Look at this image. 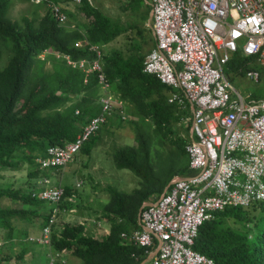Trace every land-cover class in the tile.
<instances>
[{"label":"trees","instance_id":"1","mask_svg":"<svg viewBox=\"0 0 264 264\" xmlns=\"http://www.w3.org/2000/svg\"><path fill=\"white\" fill-rule=\"evenodd\" d=\"M33 1L0 0V171L20 170L22 164L28 161L37 175L48 176V182L55 185L52 178L61 168L42 169L38 159L46 158L49 147H64L76 140L91 119L100 113L101 92L97 74L90 75L85 84V73L67 65L65 60L56 59L54 55L70 56L73 61H93L94 54L89 48H78L76 43L87 40L92 44L107 45L122 31L112 33L116 32L113 21L100 14H92L94 21L86 35L71 31L59 25L45 6L53 0L43 1L46 8L44 14L39 4L33 8L31 15L23 13L18 20L10 17L16 3L35 4ZM141 39L136 48L114 50L103 57L112 92L122 100L125 108L132 106L133 115L139 119L134 117L130 122L136 132V145L118 149L114 154L115 164L119 169L130 170L140 177L141 187L132 194L110 190L112 200L104 207L106 218L112 221L110 235L99 239L85 235L84 227L80 225H55L50 246L30 240L27 244L22 243V250L15 257L17 262H11L12 257L0 254V264L6 260L9 264H28L24 258L29 251L35 255V264H44L47 253L51 251L70 254L81 259L82 264H140L146 258L143 249L123 242L121 234L141 229L139 214L146 201L159 199L176 176L190 177L195 172L189 167L185 149L191 143V121L187 124L185 138L178 136L172 126L190 117L191 109L188 106L183 110L170 104V89L155 76L143 72L148 53L145 47L153 39L147 35ZM47 51L54 55L42 59V54ZM49 61L52 63L50 70L46 68ZM249 61L241 54L235 55L226 67V74L232 78L249 69H260ZM248 98L254 99L252 96ZM119 112L121 109H114L115 115ZM141 121H152L160 135L177 145L175 152L178 154L172 153L175 163L166 177L160 173L161 161L157 169L152 163L153 141L149 132L141 126ZM84 145L77 155L84 150ZM90 152L88 150L87 154ZM184 157L188 158L187 165L181 166ZM48 171L51 173L47 174ZM44 188L42 183L38 190ZM38 190L11 193L0 187V229L7 230L4 237L7 242L14 239L18 221H29L33 217L34 207H47L41 213L43 226L52 216L55 207L47 206L49 201L41 199L36 192ZM63 196L58 217L70 205L68 199L72 197V191L69 187L64 188ZM4 198L20 202L22 207L4 208L1 206ZM252 208L256 213L251 211ZM231 222L248 229L241 231ZM22 236L28 238L20 233ZM29 244L32 248H28ZM38 246L46 248L45 252L39 251ZM194 249L212 258L216 264H264V202L249 209L229 208L217 213L214 219L200 228Z\"/></svg>","mask_w":264,"mask_h":264},{"label":"built area","instance_id":"2","mask_svg":"<svg viewBox=\"0 0 264 264\" xmlns=\"http://www.w3.org/2000/svg\"><path fill=\"white\" fill-rule=\"evenodd\" d=\"M151 5L155 46L143 72L172 90L170 103L190 107L195 140L185 149L196 174L175 178L156 203L143 208L142 230L123 233L122 239L151 257L142 264H215L194 249L200 228L227 208L264 202V99H245L226 74L241 54L260 68L244 72L246 78L258 84L264 79V0H151ZM50 7L55 19L66 21L60 6ZM90 51L96 54L93 61L66 59L86 74L85 83L98 75L101 112L74 142L50 147L46 158L38 159L42 169L67 166L122 106L111 93L102 50L91 46ZM37 194L55 207L38 239L50 246L64 190ZM50 257L48 264H58L59 255Z\"/></svg>","mask_w":264,"mask_h":264},{"label":"rangeland","instance_id":"3","mask_svg":"<svg viewBox=\"0 0 264 264\" xmlns=\"http://www.w3.org/2000/svg\"><path fill=\"white\" fill-rule=\"evenodd\" d=\"M122 5L123 4L119 2L116 4H109L110 7L116 9L119 8L120 10H123ZM36 6V4L16 3L11 10L10 17L12 19L14 18L18 20L23 13H29L31 15L33 8ZM136 8L137 9H135V12L144 11L143 5H140ZM140 12L137 13V18L132 15H127V13L125 14L123 12L125 14L124 18H126L124 21L130 22L127 25L126 31L122 32V35H119V37H117L108 45H96L102 49L105 54H111L114 50L127 51L131 48H136L142 42L141 38L144 35H147L150 38V28H147V25L145 26L146 23L143 20L144 13ZM104 14L106 13L102 12L103 16ZM124 18L120 17V22L123 21ZM87 22L90 24L89 21ZM122 27L124 28V25ZM121 31L124 30L121 29ZM152 47V42L150 41V44L146 46L145 49L149 53ZM48 55L51 56L54 54H52L51 51H47L43 53L41 57L42 59H46L49 57ZM54 56H56V59L63 60L62 57L59 58L60 55ZM103 57L104 56H102V58ZM46 68L48 70L52 68L51 61L47 62ZM232 79V84L244 95V97L248 98L249 96H252L256 99L264 98V80L261 82V84H256L248 80L243 74L239 76H236L235 74ZM99 88L101 96L103 91L100 85ZM134 117L138 119L137 116L133 115L132 106H130V108H124V111L121 109V112L114 115V118L110 120V126H107V129H105L100 134H95L84 145V150L78 154V158L76 157L77 161L67 166H71V170L66 174L67 181H64V184L70 183L71 178L73 177L71 172H73L77 179H81L80 181L83 180L84 185L78 188L76 184L77 179H73V181H71L75 183L74 186H69L73 187L71 188L72 197L68 199L70 205L68 206V210L61 211L57 222L59 227H62L66 224H83L85 227V235L96 236V238L103 237L104 235L102 234L105 233V231H102L99 227H97L98 224H94L93 221L103 222L105 217L104 207L109 201L112 200V193H110V190L131 193L139 186L140 178L130 170L118 169L112 156V153L117 148L132 147L133 145H136V132L130 123L132 119H135ZM188 122V118H185L176 124H172V126L176 129L178 136H182L184 138L186 137ZM142 125L145 130L149 132L151 140L153 141L151 155L152 163L155 169H157L161 161L160 173L163 177H166L169 172H171V167L175 163L172 161V153H177L175 152V150L178 149L177 145L172 144L171 139H166L160 135L156 131L155 124L152 121H141V126ZM88 150L91 151L89 154H87ZM15 160L17 161L18 159ZM183 160L184 161L181 166H186L187 157H184ZM21 167L22 168L20 170L0 171V187L4 191L11 193H26L41 188V181L44 177L41 176V174L37 175L32 163L26 161ZM1 206L4 208L22 207V204L20 202L15 203L11 198H4L1 202ZM46 208V205L44 208L38 205L33 208V212H35L29 221H18L16 223V233L14 239L9 242L4 239L5 235L7 234V230L0 229V254L3 257L10 256L13 258V261L11 262H17L15 257L22 250V243L27 244L33 239L38 241L39 238L37 237L40 235L44 223L41 213L43 210H47ZM251 211L254 212V209L252 208ZM254 213L253 215H255ZM105 224L109 229V223L107 222ZM230 224L234 225L233 222ZM234 227L241 231L248 229V227L241 228L239 225H234ZM20 233L27 235L28 238H24L23 236L20 237ZM30 246L31 245L29 244L28 248H32ZM38 249L39 251L43 250V252L46 250V248L40 246H38ZM39 256L40 255L38 254V257ZM66 259L67 262L65 263L63 262L64 257L62 256H60L58 260L60 264H82L81 259L71 255L67 256ZM24 261H26L28 264H35V255L33 251L26 253ZM45 261L46 258L43 262ZM6 263H8V260L4 261V264Z\"/></svg>","mask_w":264,"mask_h":264},{"label":"crops","instance_id":"4","mask_svg":"<svg viewBox=\"0 0 264 264\" xmlns=\"http://www.w3.org/2000/svg\"><path fill=\"white\" fill-rule=\"evenodd\" d=\"M55 3L59 4L60 6L63 7V9L65 10V12L67 13L68 15V23L65 25V27L71 31H76L80 34H84L86 35L87 33V30L90 29V25L91 23L94 21V18L92 17V14H100L102 15V12L106 13L104 14L106 17H108L109 19H111L113 21V30L116 31V32H112V33H117V32H120L121 29L124 30L122 32H125L126 31V28H127V25L128 21H124L126 20V18H124L125 14L127 13V15H132L134 16L135 18H137L136 16L138 15L137 13H139L140 11H137L135 12V9H137L136 7H139L140 5H143L144 6V11L140 12V13H144V22L146 23L145 26L147 25V28H150L151 30V25H152V20H153V16H152V5H151V0H83L81 3H78L76 2L75 0H53ZM122 3V8L123 10H120L119 8H112L109 6L110 3ZM36 4V3H35ZM36 5H39V4H36ZM27 7V6H26ZM42 7V13L44 14L45 13V8L43 6ZM125 14H124V13ZM90 15V16H89ZM120 17H123V21L120 22ZM134 18V19H135ZM90 24H88V22ZM126 24V25H125ZM124 25V28L122 27ZM149 26V27H148ZM123 33H121L120 35H122ZM151 39H153L151 42H152V46L154 47L155 46V38H154V35L152 33V30H151ZM87 41V40H85ZM91 45H96V44H92L91 42H89ZM108 45V44H107ZM152 47V48H153ZM103 51V50H102ZM150 52V51H149ZM105 55V53L103 52V56ZM171 94V92H170ZM169 94V95H170ZM99 106L101 107L100 105V102H99ZM188 109V107H187ZM115 115V114H114ZM114 115L109 119L107 125L105 127H103L98 133L96 134H100L101 132H103L105 129H107L108 127L107 126H110L109 123H110V120L114 118ZM120 149V148H117L114 150V152L112 153V156H113V160H114V154L115 152ZM82 152V151H81ZM78 158V155L76 156ZM77 158L74 162L72 163H75L77 161ZM187 161H188V158H187ZM115 162V160H114ZM160 166V165H159ZM118 168V167H117ZM119 169V168H118ZM71 170V166L69 167H65L63 169H60V172L56 173L57 176L54 177V179L52 178V180L55 182V185H58V187H61V188H65V187H69V186H74V183L71 182L73 181V179H77L76 178V175L72 173L73 177L71 178V181L70 183L68 184H64V181H67L66 179V174L68 173V171L70 172ZM120 170H127V169H120ZM51 171H48L47 174H50ZM140 178V177H139ZM81 179H77L76 180V184H77V187H82L84 185V182L83 180L80 181ZM171 183V182H170ZM169 183V184H170ZM169 184L167 185V187L165 188V191L164 193L168 190V186ZM141 187V179H140V183H139V186L133 190L131 193H123V192H118V193H121V194H132L134 191L138 190L139 188ZM70 189L73 188V187H69ZM163 193V194H164ZM110 202V201H109ZM108 202V203H109ZM147 202V201H146ZM145 202V203H146ZM107 203V204H108ZM144 203V204H145ZM143 204V205H144ZM49 204H47L48 206ZM51 207V205H50ZM68 208V207H67ZM64 209V211L68 210V209ZM104 210V209H103ZM102 210V211H103ZM102 216V215H101ZM58 222V221H57ZM109 223V229L107 227V225L105 223ZM112 221H109L106 216L104 217V220L103 222H100V221H93L94 224H98L97 227H99L102 231H105V233H103L102 235H104L103 237H97L99 239H102L104 238L105 236H108L110 235V232H111V227H112ZM57 225V223L55 224ZM139 225L141 226V221H140V218H139ZM80 226H83V224H81ZM43 228V227H42ZM85 229V227H84ZM141 230V229H140ZM138 231V230H136ZM41 232H42V229H41ZM134 232V231H133ZM126 233V232H124ZM41 234V233H40ZM85 234V232H84ZM123 234V233H122ZM121 234V235H122ZM96 237V236H94ZM122 239V238H121ZM123 241V239H122ZM124 242V241H123ZM126 244V243H125ZM54 252L51 251L49 254L47 253V256H46V261L44 262V264H48L51 257L50 255L53 254ZM60 253V252H59ZM62 257H64V260L63 262H67V259L66 257L69 256V255H66L65 253H61ZM60 256L57 258V261L59 263V258ZM72 256V255H71ZM9 264V263H7ZM10 264H13V263H10Z\"/></svg>","mask_w":264,"mask_h":264},{"label":"clouds","instance_id":"5","mask_svg":"<svg viewBox=\"0 0 264 264\" xmlns=\"http://www.w3.org/2000/svg\"><path fill=\"white\" fill-rule=\"evenodd\" d=\"M47 2V1H45V0H42V1H38V0H35V1H33V3H36V4H41V6H43L44 8H45V6L47 7V9L50 11V12H52V9H51V7H50V5H58V6H60L59 4H57V3H55L54 1H48V3H47V5H43V3L44 2ZM61 7V9H62V11H63V13L66 15V17H67V19H66V21L65 22H59L57 19H55L56 20V22L59 24V25H63V26H65L67 23H68V15H67V13L65 12V10L63 9V7L62 6H60ZM45 12H46V8H45ZM151 30H152V25H151ZM152 33H153V31H152ZM90 41H78L77 43H76V47H78V48H81V47H84V46H87L88 48H89V50H90V47L91 46H97V45H91L90 43H89ZM102 50V49H101ZM151 51V50H150ZM91 52V51H90ZM103 52V51H102ZM91 53H93V52H91ZM94 54V58H93V60L95 59V57H96V54L95 53H93ZM148 55V54H147ZM63 58V60H65L66 61V63H67V65H68V62H67V59H66V57H70V56H59V58ZM70 59H71V57H70ZM80 60H85V59H80ZM79 60V61H80ZM101 62H102V65H103V70H104V72H105V68H104V63H103V58L101 59ZM70 66V65H69ZM255 66H257V68H259V66L257 65V64H255ZM255 66H252L253 68H255ZM251 70V69H250ZM260 70V69H259ZM84 73V72H83ZM106 74V73H105ZM148 75V74H147ZM243 75H245L244 73H243ZM229 76V79H230V81H231V83H232V78H231V75H228ZM236 76H239V74L238 75H236ZM246 77V76H245ZM98 79V78H97ZM249 80V79H248ZM264 80V79H263ZM262 80V81H263ZM89 81V80H88ZM251 81V80H250ZM261 81V82H262ZM253 82V81H252ZM88 83V82H87ZM87 83H85V84H87ZM110 83V82H109ZM255 83V82H254ZM99 84V83H98ZM111 84V83H110ZM256 84H258V83H256ZM261 84V83H260ZM100 85V84H99ZM233 85V84H232ZM166 86V85H165ZM233 87H234V85H233ZM169 88V87H168ZM235 88V87H234ZM170 89V88H169ZM243 97H244V95L237 89V88H235ZM172 90L170 89V92H171ZM111 93L122 103V106L121 107H115V108H119V109H123V111H124V108H125V106H124V103L122 102V100L119 98V97H117L113 92H112V86H111ZM170 96H171V94L169 95V98H168V102H169V99H170ZM103 97V94L101 95V96H99V102H100V105H101V98ZM245 99H247V100H260V99H264V98H258V99H256V98H254V99H249V98H246V97H244ZM170 103V102H169ZM170 104H172V103H170ZM174 105H177V104H174ZM178 106V105H177ZM178 107H180V106H178ZM187 107H188V105L186 106V108H181V109H183V110H186L187 109ZM101 109H102V106H101ZM101 112V111H100ZM191 113V112H190ZM100 114V113H99ZM98 114V115H99ZM115 113L113 112V114H112V116L114 115ZM111 116V117H112ZM110 117V118H111ZM109 118V119H110ZM188 118V121L190 120L191 121V115H190V117H187ZM109 119H108V121H109ZM185 119V118H184ZM108 121H107V123H108ZM107 123L105 124V125H107ZM191 128H192V125H191ZM84 129V128H83ZM191 130V133H190V138H191V143L195 140L194 139V136H193V132H192V129H190ZM78 137V136H77ZM77 139V138H76ZM72 143V142H71ZM191 143H188V144H191ZM187 144V145H188ZM186 147V146H185ZM50 148V147H49ZM187 155H188V153H187ZM77 156V155H76ZM188 157H189V155H188ZM75 159H76V157H75ZM75 159L72 161V162H74L75 161ZM72 162H70L69 164H71ZM68 164V165H69ZM67 165V166H68ZM67 166H65V167H67ZM41 167V166H40ZM65 167H63V168H65ZM189 167H190V160H189ZM63 168H61V169H63ZM46 170H50V169H46ZM196 174V173H195ZM194 174V175H195ZM194 175H192V176H194ZM192 176H190V177H192ZM44 178L42 179V183L45 185V188L44 189H42V190H38V191H36L37 193H39V192H41V191H43V190H45V189H48V188H61V187H58V185H51L49 182H48V179H47V177L48 176H43ZM189 178V177H182V176H176L175 178ZM175 178L171 181V184H172V182L175 180ZM171 184H170V186H171ZM169 186V187H170ZM61 189H63V188H61ZM64 190V189H63ZM163 195V194H162ZM162 196H160V198H161ZM63 198H64V196H63ZM63 198H62V200H63ZM159 198V199H160ZM159 199H157L156 201H154V202H146L143 206H142V209H141V211H140V217H141V212H142V210H143V208L146 206V205H149V204H152V203H156ZM49 205H51V206H53L54 207V205L52 204V203H48ZM61 204V203H60ZM258 204V203H257ZM255 205V204H254ZM253 206V205H252ZM251 207V206H250ZM249 208V207H248ZM227 209H229V208H227ZM245 209V208H244ZM225 211V210H224ZM223 212V211H222ZM220 213V212H219ZM139 217V218H140ZM57 221H58V219H57ZM55 226V225H54ZM43 228H44V226H43ZM43 228H42V230H43ZM141 230H142V225H141ZM138 231H140V230H138ZM135 232V231H134ZM133 233V232H132ZM127 234H130V233H127ZM42 235V232H41V234H40V236ZM38 238H40V237H38ZM121 238H122V235H121ZM124 241V240H123ZM142 249V248H141ZM144 250V249H143ZM200 253V252H199ZM51 255H62L61 253H53V254H51ZM50 255V256H51ZM144 255H146V258L140 263V264H142L143 262H146V261H148V260H150L151 259V257H148V255L147 254H145V251H144ZM204 255V254H203ZM134 257H135V255H134ZM136 258L138 259V257L136 256ZM58 264H60V262L58 263ZM216 264V263H215Z\"/></svg>","mask_w":264,"mask_h":264},{"label":"water","instance_id":"6","mask_svg":"<svg viewBox=\"0 0 264 264\" xmlns=\"http://www.w3.org/2000/svg\"><path fill=\"white\" fill-rule=\"evenodd\" d=\"M170 184H171V183H170ZM170 184H169V186H170ZM169 186H168V187H169ZM139 217H140V214H139Z\"/></svg>","mask_w":264,"mask_h":264}]
</instances>
